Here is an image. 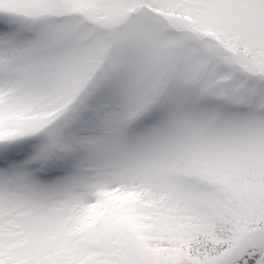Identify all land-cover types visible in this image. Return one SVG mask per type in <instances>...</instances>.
<instances>
[{"label": "snow or ice", "instance_id": "1", "mask_svg": "<svg viewBox=\"0 0 264 264\" xmlns=\"http://www.w3.org/2000/svg\"><path fill=\"white\" fill-rule=\"evenodd\" d=\"M0 264H264V0H0Z\"/></svg>", "mask_w": 264, "mask_h": 264}]
</instances>
